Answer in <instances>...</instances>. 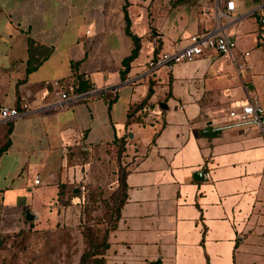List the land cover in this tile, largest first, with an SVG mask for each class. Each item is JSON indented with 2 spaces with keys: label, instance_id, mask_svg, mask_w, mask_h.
<instances>
[{
  "label": "crops",
  "instance_id": "0c3cea01",
  "mask_svg": "<svg viewBox=\"0 0 264 264\" xmlns=\"http://www.w3.org/2000/svg\"><path fill=\"white\" fill-rule=\"evenodd\" d=\"M233 2L226 32L235 55L249 53L244 68L208 51L168 72L148 64L211 29L213 0L195 11L187 0H0V108H29L6 122L1 215L27 208L40 218L35 204L48 216L83 178L70 161L124 138L125 200L105 264H264V138L222 129L248 98L264 110V0ZM125 17L140 50L122 79L133 47ZM81 75L110 89L105 98L48 108L53 83ZM208 123L214 136L203 137Z\"/></svg>",
  "mask_w": 264,
  "mask_h": 264
},
{
  "label": "rangeland",
  "instance_id": "374dc122",
  "mask_svg": "<svg viewBox=\"0 0 264 264\" xmlns=\"http://www.w3.org/2000/svg\"><path fill=\"white\" fill-rule=\"evenodd\" d=\"M187 1L196 2L192 6L195 11L198 0ZM4 142L0 127V146ZM118 154V148L105 146L70 159L78 164L83 178L63 191L48 216L47 207L35 204L32 209L41 217L32 222L25 221L27 208H11L3 215L0 208V264H79L90 246L100 251L99 245L118 219V175L123 170L122 155Z\"/></svg>",
  "mask_w": 264,
  "mask_h": 264
},
{
  "label": "built area",
  "instance_id": "2783aa9c",
  "mask_svg": "<svg viewBox=\"0 0 264 264\" xmlns=\"http://www.w3.org/2000/svg\"><path fill=\"white\" fill-rule=\"evenodd\" d=\"M233 10V0H213L211 7L206 10L214 23L212 28L203 33L191 35L187 44L177 51L161 53L149 62V71L164 68L169 72L176 65L195 61L208 51L224 56L228 62L236 66L237 70L243 69L249 53H243L239 57L235 55V44L226 32L227 26L233 20L231 16ZM223 20L226 24L222 22ZM260 21L264 23V15L261 16ZM109 90L103 88L99 91L88 75H81L72 80H61L51 86L50 101L47 106L51 109H61L89 99L105 98ZM28 110V104L24 100L17 108L2 107L0 108V121L11 122ZM227 117L229 124L222 129L236 128L244 133L256 130L264 138V110L256 99L248 98L239 110H228ZM34 183L37 184L38 179H35Z\"/></svg>",
  "mask_w": 264,
  "mask_h": 264
},
{
  "label": "trees",
  "instance_id": "16d2710c",
  "mask_svg": "<svg viewBox=\"0 0 264 264\" xmlns=\"http://www.w3.org/2000/svg\"><path fill=\"white\" fill-rule=\"evenodd\" d=\"M126 18V33L127 35L131 38L132 43H133V47L131 50L130 55L124 59L123 61V71L121 72V78L124 79L125 74H127V72L129 71V66L130 63L138 56L139 50H140V38L135 36L134 34H132L129 30L130 27V23L129 20ZM261 19V17H260ZM261 22V21H260ZM263 24V23H262ZM31 70V68L28 69V71ZM79 77V76H78ZM152 93V89L151 86L148 88V93L146 95V97L139 103V105L136 106H132L129 108L128 110V122H131V118L134 117L135 114H137L138 112H141L144 108L147 107V101L149 100L150 96ZM141 117L142 115H138V117L133 118V120H139L141 122ZM138 118V119H137ZM10 123V122H9ZM9 123H1L0 127L4 130V135H5V142L0 146V156L7 150V148L9 147V134L11 132V125ZM113 147V148H118V156L122 155V153L125 150V140L124 138H119V139H115L114 142L110 145H107L106 147ZM124 170H122V173L120 175H118V186L121 189V202L118 208V219L117 222L120 218V208L125 200V190H126V185H125V181H124ZM63 195V191H59L58 194V198H60ZM117 222L116 225L114 226V228L112 229V231L116 228L117 226ZM109 235V234H108ZM108 235H106L104 237L103 242L101 243L102 246L101 250L99 251L98 249H93V246H90L89 248H87L83 254L80 257L79 260V264H89L91 262V264H105V259H104V254L108 248V243H107V239H108Z\"/></svg>",
  "mask_w": 264,
  "mask_h": 264
},
{
  "label": "water",
  "instance_id": "95a60500",
  "mask_svg": "<svg viewBox=\"0 0 264 264\" xmlns=\"http://www.w3.org/2000/svg\"><path fill=\"white\" fill-rule=\"evenodd\" d=\"M160 107L166 109V106L165 105H160ZM199 134H201L203 137L214 136V133L212 132V129H211V124L208 123L204 129H201L199 131ZM194 178L197 179V180H202V178H204V172L203 171L196 172L194 174ZM73 192L74 193H77L78 192V189H74ZM24 218H25V220L27 222H32V221H34V220L37 219L36 215H34L33 213H31L29 210H25V212H24Z\"/></svg>",
  "mask_w": 264,
  "mask_h": 264
}]
</instances>
